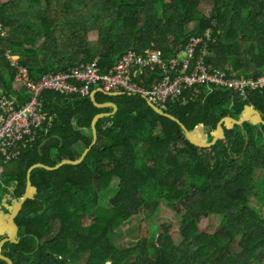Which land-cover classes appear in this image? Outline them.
Listing matches in <instances>:
<instances>
[{"label":"trees","instance_id":"16d2710c","mask_svg":"<svg viewBox=\"0 0 264 264\" xmlns=\"http://www.w3.org/2000/svg\"><path fill=\"white\" fill-rule=\"evenodd\" d=\"M56 1L0 0V24L14 25L6 37L0 29V96L22 98L13 90L7 50L38 79L94 58L106 71L128 50L141 52L150 44L170 58L190 37L204 40L206 30L212 42L205 64L232 77L243 70L250 78L264 72V0H211L208 15L199 9L207 0H63L59 9ZM8 5L15 6V17ZM59 31L66 32L62 41ZM41 98L54 123L36 129L16 160L0 164V203L23 197L31 166L78 160L91 143L92 118L112 112L94 106L89 96L46 91ZM94 101L113 103L116 111L97 120L96 141L78 165L31 172L36 193L16 218L18 244H5L3 256L13 264H263L264 218L247 200L255 194L264 200V180L256 183L252 176L264 170V125L224 128L223 140L200 149L139 96L96 92ZM245 106L264 121V88L243 98L214 88L195 102L167 103L164 113L189 132L202 126L211 134L221 118L238 120ZM113 178L117 186L110 191ZM109 193L100 205L99 197ZM162 200L182 208L179 243L153 231L133 247L117 248V229L133 220L140 225ZM208 214L220 217L212 234L196 227V218Z\"/></svg>","mask_w":264,"mask_h":264},{"label":"built area","instance_id":"2783aa9c","mask_svg":"<svg viewBox=\"0 0 264 264\" xmlns=\"http://www.w3.org/2000/svg\"><path fill=\"white\" fill-rule=\"evenodd\" d=\"M204 38L190 37L184 48L170 58H164L163 52L150 44L141 52L128 50L106 71L94 58L67 72H51L39 79L31 78L28 69L18 64V56L7 50L5 57L15 70L13 90L24 98L0 96V161L16 160L34 141L36 129L52 126L54 116L45 111L41 98L46 91L84 97L97 89L105 95L139 96L164 112L167 103L195 102L214 88L239 96L264 88V73L256 78H232L205 64V47L212 42L209 30Z\"/></svg>","mask_w":264,"mask_h":264},{"label":"rangeland","instance_id":"374dc122","mask_svg":"<svg viewBox=\"0 0 264 264\" xmlns=\"http://www.w3.org/2000/svg\"><path fill=\"white\" fill-rule=\"evenodd\" d=\"M3 1H6V0H3ZM62 4H63V0H58L55 2L54 5L56 6V8L59 9L62 7ZM211 4H212L211 0L209 1L207 0L200 4L199 9L202 12H204L206 15H208L210 13ZM8 7L9 8L12 7V11L14 14L13 16L15 17V6L8 5ZM54 11L52 12L53 13L52 16H58L57 11L55 12ZM60 19H61V16H60ZM14 23L16 24V22ZM13 26L14 25L10 22L7 23L5 26L3 24H0V29L2 30V34L4 37L7 36V34L13 28ZM58 33L60 34L59 40L62 41L63 39H65V37H62L63 34H66L65 31L63 32L59 31ZM92 35L94 36L95 34H90V36ZM88 38H89V34H88ZM178 57H181V56H178ZM237 75H238L237 77H232L228 75L226 76L232 77V78H247L248 77L247 72L245 70L240 71L239 73H237ZM232 93L238 98H243L247 92L243 96H239L238 94H235L234 92ZM205 135H206V138L208 139L209 132L206 131ZM1 162L3 161H0V164H7L5 162L4 163H1ZM252 176L256 183H260L264 180V170L255 169L252 173ZM116 186H117V180L116 178H113L112 181L110 182L109 190L111 191V190L116 189ZM109 196H111V193H109L108 195L100 196L98 203L100 205L106 203V200ZM247 206L251 210L255 211L259 215L260 218H264V200H261L258 194L250 195L248 197ZM181 212H182V208H180L179 206L177 208H169L166 205V203L162 200L160 201L155 213L152 214L149 219H145L144 221H142L140 225L136 223V220H133V221H128L122 226H120V228L117 229V231L113 234L112 242L115 244L117 248L126 249L129 247H133L135 245L137 238L141 234L145 233L149 236L153 231H156V232H160V233L162 232V233L167 234L174 244H178L180 241L178 229L180 225L179 218H180ZM136 218L140 219L137 216ZM219 221H220V217L215 214L198 216L196 218V227L201 232L212 234L215 228L217 227V225L219 224ZM140 228H142L143 233L140 231ZM252 262L253 261H250L251 264H254ZM78 264H83V263L79 262ZM263 264H264V259H263Z\"/></svg>","mask_w":264,"mask_h":264},{"label":"water","instance_id":"95a60500","mask_svg":"<svg viewBox=\"0 0 264 264\" xmlns=\"http://www.w3.org/2000/svg\"><path fill=\"white\" fill-rule=\"evenodd\" d=\"M98 92H101L98 90ZM94 92L90 94V101L93 103L94 106L97 108H104V107H111L112 112L111 113H99L96 114L90 123L91 128V134H92V140L90 145L83 151L81 156L78 158V160H64L57 164L54 167H50L41 163L35 164L31 166L27 172V185H26V191L23 197L19 200H13L11 203H8V197L3 198L1 204H0V238L2 240L0 241V260L6 262L7 264H13L12 261L5 256L1 254L2 247L7 243H14L18 244V232L19 228L16 224V218L19 215L20 211L22 210V207L27 199H30L34 196L36 193V188L32 186L31 183V172L35 168H44L49 171H54L59 169L60 167L64 165H78L82 159L84 158L87 151L94 145L96 141V129L95 124L99 118H102L104 116H108L113 114L116 111V106L113 103H103L98 104L94 101L93 98ZM109 96H116L117 94H108ZM148 106L158 115L164 116L174 122H176L179 127L181 128L185 139L193 146L200 148V149H206L211 146H213L217 141L224 139V128L232 129L235 125L241 127L243 123H249L252 126H258V125H264V121L260 117V114L251 106H245L240 114V118L238 120L233 119L231 117H223L221 118L216 125V129L210 134L211 140L208 141L206 138V135L204 133V129L202 126L196 127L193 131L189 132L182 123H180L175 117L168 115L167 113L162 112L158 108L148 104ZM197 129V130H196ZM3 209L6 210V212L3 211Z\"/></svg>","mask_w":264,"mask_h":264},{"label":"crops","instance_id":"0c3cea01","mask_svg":"<svg viewBox=\"0 0 264 264\" xmlns=\"http://www.w3.org/2000/svg\"><path fill=\"white\" fill-rule=\"evenodd\" d=\"M16 55H17V54H16ZM17 56H18V55H17ZM51 72L54 73V71H49V72H47V73H51ZM47 73H45V74H47ZM38 79H39V78H38ZM96 90H97V89L92 90L91 93L94 92V94H95L96 92H98V91H96ZM52 92H53V91H52ZM91 93H90V94H91ZM19 94H20V93H19ZM94 94H93V98H94ZM89 97H90V95H89ZM22 98H24V97H22ZM109 108H111V107H109ZM45 111H46V110H45ZM51 115H52V114H51ZM53 116H54V115H53ZM54 120H55V116H54ZM53 123H54V122H53ZM52 125H53V124H52ZM209 135H210V134H209Z\"/></svg>","mask_w":264,"mask_h":264},{"label":"clouds","instance_id":"9594fccd","mask_svg":"<svg viewBox=\"0 0 264 264\" xmlns=\"http://www.w3.org/2000/svg\"><path fill=\"white\" fill-rule=\"evenodd\" d=\"M263 73H264V72H263ZM263 73H262V74H263ZM262 74H261V75H262Z\"/></svg>","mask_w":264,"mask_h":264},{"label":"bare ground","instance_id":"6f19581e","mask_svg":"<svg viewBox=\"0 0 264 264\" xmlns=\"http://www.w3.org/2000/svg\"><path fill=\"white\" fill-rule=\"evenodd\" d=\"M234 95V94H233Z\"/></svg>","mask_w":264,"mask_h":264}]
</instances>
